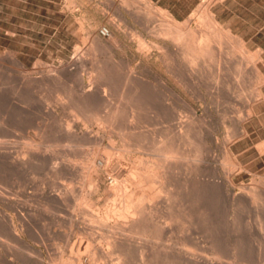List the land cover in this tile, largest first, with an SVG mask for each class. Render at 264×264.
Returning <instances> with one entry per match:
<instances>
[{
    "label": "bare ground",
    "instance_id": "6f19581e",
    "mask_svg": "<svg viewBox=\"0 0 264 264\" xmlns=\"http://www.w3.org/2000/svg\"><path fill=\"white\" fill-rule=\"evenodd\" d=\"M121 2L124 8L135 4V0ZM146 8L148 6L145 4L140 12V18L145 19V29L148 28L151 16ZM137 16L139 17L138 14ZM211 19L209 18L207 28L215 29V21ZM105 28L98 32V36L108 37L114 46L116 39H111L113 37ZM150 32L155 38L154 42L146 43L145 39H139L138 42L144 58L156 55L163 64L162 73L156 76L154 74L153 81L146 78L143 71H136L128 66L124 68L121 62L114 61L113 57L106 60L97 57L98 60L96 52L105 50L107 45L94 34L88 48H76L70 61L57 66L34 62L31 68H27L19 57L9 53L8 67L4 61L6 54L0 56V68L13 71L12 76L18 84L17 90L7 98V106L10 110L17 109L20 120L24 122L27 119L26 114L35 109V104L24 96L33 85L44 86L51 99L62 108H70L72 111L69 112L75 117L72 120L70 115L71 122H63L56 110L52 109L53 105L52 108L50 105H38L45 118L42 124H35L36 132L32 129L35 132L32 136L29 135L28 139L24 136L28 140L27 148L24 145V150H16L13 145L9 146L7 142L0 141L1 186L8 184V174L23 175L26 181L24 188L32 187L34 190V193L29 191L34 197L32 202L41 205L40 199H43L44 210H48L46 213L57 212L59 217L61 216L60 221L64 219L71 226L82 219L81 230L86 238L85 241L79 242L73 251L70 250L75 254L74 258L71 256L73 260H68L70 256L64 258L66 254L63 250H55L54 255L49 253L52 255L49 262L52 264H231L230 260L243 264L248 249L251 250L248 246V240L251 239L249 231L259 235L261 227H264V182L253 179L251 185L236 183V176L244 171V167L233 159L232 150L235 141L246 136V123L257 115V106L264 100V73L259 50L254 54L243 53L245 45L240 41L241 44L238 43V38L235 40L238 44L237 55L232 53L233 41L230 38L216 36L215 31L211 29L181 27L171 20L164 21L160 27ZM222 47L228 49L227 54L232 60L221 61L235 65L233 71H228L231 68L229 66L226 71L227 78L223 75L225 71L219 70L218 67L213 68L214 70L205 69L206 65H209V68L210 65L218 66V58L225 57L216 54V50ZM87 54L92 56V61L86 81L81 72L85 65L84 56ZM246 63H250L249 69ZM230 77L235 82L232 92L238 96L246 89L247 85L244 83L249 82L248 94L242 96L244 99H240L244 100L246 111L238 114L239 111L233 108L237 112L231 121L233 128L223 138V158L220 165H217L213 146L217 139L208 125L207 129L199 123V111L207 112L211 103L207 102L202 94L205 91L204 94L207 93L213 98H218L220 93H229L230 86H219L218 83L228 81ZM202 86L206 89L204 92L200 90ZM182 91L190 98L184 99L181 96ZM113 98L116 101H113ZM46 100L50 98L47 97ZM3 104L2 102L1 105ZM209 114H206L208 120L211 116ZM78 121L83 125L79 132L73 129ZM205 122L202 121L203 124ZM93 124H96L99 130L107 128L103 131L108 139L105 147L101 143L104 138L102 133L100 134L99 130L92 132L90 129ZM202 128L206 130V139L205 130ZM113 137L120 140L118 147ZM62 141L67 142L64 145L66 148L64 151L62 149V157L57 160L54 154L56 151L51 152L50 148L53 142ZM259 147L257 148L262 152L263 147ZM133 151L146 157H136L131 154ZM37 171H45L49 178L52 177L50 190H45L39 181L36 182L33 175L38 176ZM80 174L87 177L92 190L86 196L81 193L77 198L78 202L74 189L59 181H72ZM55 180L62 187L56 186ZM105 182L107 184L102 188L104 203L99 207L101 203L93 200L92 195ZM3 188H0V246L1 250L5 247L3 249L7 253L9 246L5 244L8 243V238L17 243L21 239L20 235L23 236L21 232L28 233V230L38 224L35 209L33 211L30 204L19 206L15 201L10 202L6 196L8 190ZM80 201L87 208L82 207ZM246 212V216L252 214L256 222L257 227L252 228L253 230L247 228L249 224L244 219L246 216H243ZM39 215L42 217L41 213ZM53 225L55 226V223ZM43 232L41 233L46 234L48 231ZM94 233L98 235L97 245L93 244ZM254 238L259 237L253 236L252 239ZM262 242L257 244H263ZM253 243L255 245L256 241L253 240ZM257 244L256 251L259 249ZM261 244L260 247L264 248ZM25 246L27 248L26 244ZM12 247L14 248L13 245ZM60 248L62 249L61 246ZM60 248L58 246L55 249ZM255 249L253 246L254 255ZM31 251L37 255L35 252L39 250L35 251L34 248V251ZM9 254L11 255V250ZM4 258L0 254V260ZM33 264L41 262L36 260Z\"/></svg>",
    "mask_w": 264,
    "mask_h": 264
},
{
    "label": "rangeland",
    "instance_id": "374dc122",
    "mask_svg": "<svg viewBox=\"0 0 264 264\" xmlns=\"http://www.w3.org/2000/svg\"><path fill=\"white\" fill-rule=\"evenodd\" d=\"M121 1L122 0H0V56H5L6 54V58L4 59V61L6 63L5 65L8 67L10 66L8 62L9 60L7 58V55L9 53H14L17 57H19L25 63L27 68H31L34 62H40L45 65L53 64L54 66H57L63 62L70 61L72 57L74 56V53H75L74 51L76 48L80 47V49L82 50L88 48L89 44L91 43L93 34L94 36H98L99 35L98 32L106 27L105 29H107L109 33L111 34V37H113L111 39H114V40L116 39L115 45L113 46L110 43V40L108 37L98 36L100 40L102 39L101 40L102 43L103 42L104 44L106 43L107 46L105 50L96 52V58L98 57L100 60H106L109 57L111 58L113 57V60L119 63L121 62L120 64H122L124 68L128 66V68H134L136 71H143L142 73L146 76V78L153 81V78H155L156 75H160L162 73L163 64L161 63V61L158 59L156 55H153L151 58H144L141 53V50H139L138 40L139 39L142 41L146 40L145 41L146 43H151V41L154 42L155 38L153 34L150 32V30H155L158 27H160V24L163 23L164 21L171 20L177 23L178 25H180L181 27H185V26L190 27V28H195V27L200 28L201 27V29H204V30L211 29L215 31L214 33L217 34L216 36L220 37L221 35V38L222 37L230 38L233 41L231 44L233 46L232 53L237 54L238 49L236 45L238 44H236L235 40L239 38L238 43L241 42L243 46L245 45L243 53L254 54L256 53L257 50H259L261 54V62H262L261 68L263 69L262 71L264 73V10H263L264 0H238L240 4H237L236 9L232 8V6L229 5L230 8H225L217 16H214V11L212 9V5L214 4L216 0H209V1L207 0L206 2H204L206 4L201 2L203 0H187L188 3H187L186 15H180V16L177 15L178 12L175 9L171 8L173 4V0H159V1L158 0H135L134 2L135 4L127 8L126 7L124 8V6L121 4L122 3ZM145 4L148 6V8H146L145 10L148 11V13L151 15L149 17L150 20L148 18L149 20L148 28L149 29L146 28L147 30L143 26V22L145 21V19L140 18L141 17L140 12L144 9ZM137 14L139 15V17L137 16ZM209 18L210 19L213 18V20L215 21L216 23V24L214 23L215 29L211 27L207 28ZM213 20L211 19V21ZM219 29H221V31ZM216 51H215L216 54H221L222 56L225 55V57L218 58L219 59L218 66L216 65L215 67V66L210 65V68H209L208 67L209 65H206V68L205 67L204 68L209 69V70H214L215 68L218 67L219 70L225 71L223 75H224V78H227L228 75L226 74L227 73L226 71L230 67L231 68L228 71H233L235 65L232 66L233 64L232 65L224 64L223 61H221V59L224 61L226 59L227 61V60H232V57L227 54V51H228L227 48L222 47V49L220 50L217 49ZM152 53L154 54V52ZM112 54H114L115 56ZM84 58H85L86 66L84 65L83 71L81 73L87 81V75H88L87 72H89V68L91 66L92 56L90 54L89 55L87 54L84 56ZM248 65L251 66L250 63H246V66ZM144 66L146 67V69ZM249 66L247 67V69H249ZM0 69H1L0 70V78H1L0 85H2L0 86V100H2L0 103V112H1L0 113V139H1L0 141L7 142L9 146L13 145L14 146L13 148L15 149L17 148L16 150L21 151L23 148L25 149V146L27 148L28 146L27 137L29 135L32 136L36 132L35 124L36 123L42 124V122L44 121L43 119L45 118V115L41 111H39L38 105L39 106H47V105L49 106L50 105L49 107L53 105L52 106L53 108L52 107L51 108L54 111L56 110L55 111L56 114L59 116V118L63 122H69L71 120L69 117L70 115H71V118H73L72 117L73 113L69 112L72 110L70 108H62V106H60V104H58L54 99H51L48 91H45L46 88L44 89V86L41 87V85H37L38 86L37 87L36 85H33L29 88V90H27L26 93H24V96H25V99L27 100L30 99L31 103L35 104L34 106L37 111L33 109L32 110L33 112L31 111L28 114H26L27 119L24 122L20 120V117L18 118V113L16 112L17 109L16 110L11 109L12 110V113H11L10 108L7 106V98L11 95L12 92H15L17 90L16 88H18V84L16 80L14 79V77L12 76V74L14 73L13 71L9 70V68L8 69L0 68ZM229 82L231 83V85H229ZM234 83L235 82L234 80L232 81V78L228 79V81L226 80L220 81L218 83L219 86H224V84H227L228 86H230L229 87L230 94L220 93V96L218 98H213L212 96L210 97L208 96L207 93H206L207 95L204 94L206 92V91L204 92V90H206L204 89L205 88L204 86L200 88L201 92H204L202 94L206 98V101L209 103L211 102V103L209 104V108L207 112L199 111V113L201 112V114H199V123H201L202 127L204 125L205 128L207 129L209 126V130L210 131L212 130L211 131L212 134H214V136L217 139L213 144L214 152L216 154V164L217 165H220L219 163H221L222 158H223V153H222L223 151L221 147L223 138L233 128V124L231 122L232 119H234L238 111H239L238 114H241V112L244 113L246 111L244 100H240V99H244L242 98V96L244 97L248 94L247 86L249 82L246 84L244 83L245 86L247 85L245 87L246 91L244 90L245 92L243 91V94L241 96H238L232 92ZM86 84H85V88H86ZM170 85L173 86V83L170 82ZM176 90L179 91L178 89ZM183 93H181V96L184 99L190 98L189 95H187V93L186 94L185 92ZM226 95H229V96H226ZM224 96H226V99ZM47 97L50 98V100H46ZM113 101H116V99L113 98ZM2 102L4 103L3 106L1 105ZM233 108L236 111L237 110L238 111L236 112ZM223 110L225 112H223ZM13 112H16V113H13ZM37 112H39V114ZM205 113L207 115L208 114L211 115L210 116L211 121L208 120L209 118ZM221 114H223V116ZM226 116L227 117L230 116V117L227 118ZM224 117H225V121H223ZM74 119L75 117L72 120ZM40 120H41V123L39 122ZM202 121L203 122L206 121V122L203 124ZM207 122L209 123L207 124ZM74 126L75 127L73 129H75V131H78V132L83 128L81 127L83 125L79 121L75 122ZM246 126H247L246 136L242 139L235 141V143L232 146V150L234 153L233 159L235 158L234 160L244 167V171L241 174H238L236 176V179H235L236 183L243 182L245 185H251L252 183L250 182H253V179L254 180L256 179V181H259V182H264V150L262 152L259 151V148H260L259 145H261L264 149V100L257 106V115L251 118L246 123ZM205 128H202V129L205 130ZM90 129L92 130V132H94L95 130L97 131L99 130L96 124H93V126L91 125ZM104 130H107V128L103 127V129L99 130L98 132L100 134L102 133V135L104 136L103 134ZM205 134H207L206 130L204 131V138L206 139L207 135ZM24 136L27 139L24 138ZM113 138L115 139L116 146L118 147L120 145V143H118L120 142V140L117 137H113ZM18 140H20L19 143H18ZM9 141L12 143L10 144ZM23 141L24 142L26 141L25 144ZM107 142H108V139L104 136V138L101 141L102 146L105 147L107 145ZM65 143L67 144L66 141L52 143V146H51L52 148L50 149L52 150L51 152L56 151L54 152V154L56 155L57 160H59V158L62 157L63 151L66 148L64 147ZM54 144L55 145L60 144V145L55 146ZM131 154L134 156L136 155V157L138 155L141 157H144V156L146 157V155L139 153V152L137 153V151H133ZM37 173H38V176L35 174L33 175L36 182L37 183L40 182V184L44 186L45 190L47 191L50 190L52 188L51 186L52 185L51 183L53 181L52 177L50 176L49 178V175L45 173V171H40V172L37 171L36 174ZM81 173L83 172L81 171ZM15 178H18V179L16 180ZM10 179L12 181H10ZM66 180L61 179L59 182L66 184L70 186L72 189H74L76 199L81 195L86 196L92 190L89 184V180L87 179V177L83 176L82 174H80L77 178H75L72 181L68 179ZM7 181L6 183L8 184H5V185L2 184V186L0 183V188H3L5 186L7 187V185H9L7 188L5 187L6 189L3 188L5 190H8L11 193L10 194L8 191H6V196L9 199V201L10 202L15 201L14 203L18 204L19 206H22L24 204L25 205L30 204L31 209H33V211L35 209L37 213V224L38 225L34 226L33 228L34 230L37 229L36 231H34L33 229L32 230L30 229L27 231L28 233H26L25 231L21 232L23 236L20 235L21 239H19L18 242H22L24 246L22 245V243L19 244L16 240V242L19 244L18 246L17 243H14L15 242L14 239L10 238L11 240H9L8 238L7 240L8 243L6 241L7 244H5V246L7 247L9 246L7 250H9V252L11 250V255L9 254L8 251L7 253H6V250L4 251L3 248L5 247L2 248L3 250L2 251L1 250L2 246H0V254H2L5 257L4 259L0 260L1 261L0 263L1 264H6V263L8 264L10 263L11 264H15V263L16 264H27V263L33 264V262L35 263L36 260H39L41 264H52L51 262H49V257L51 255V254L49 255V253H53L52 255H54V253H56L55 250H63L64 254H66L64 258L67 259V257L70 256L68 260L72 261L73 259H71V256H73L72 258H74L75 256V254L71 253V251H73L72 249H74L75 246L79 242L85 241V238H86V235L82 233V230H81L82 219H80L77 224L71 226L64 219L60 221L61 216L59 217L57 212H53L50 210L54 214V217L51 212L46 213V211L48 210H44V206L42 205L44 202L43 199L42 200L40 199V204L42 205L43 208L41 207V205L39 204L37 205V203L34 204V202H32L33 200L31 199H34V197L29 193V191L31 193H34V190H32L33 189L32 187L24 188V182L26 181L23 175L8 174ZM16 182H19V183L16 184ZM46 182L48 183L46 184ZM54 182L56 186L62 187L56 180ZM106 184L107 182H105L102 185V187L95 194L92 195L93 200L96 199L95 201H97L98 204L101 203L100 205H98L99 207L104 203V199L102 197V188ZM77 201L79 202L78 199ZM32 203L35 206L31 205ZM80 203L82 207L87 208L84 204H82V201H80ZM39 207L43 209L42 212H40L41 209ZM7 211L11 212L9 210ZM38 213L39 214L41 213L42 217H40ZM233 214H235V212ZM247 214L248 213L246 212V214H244L243 216L245 217ZM236 215L238 214L236 213ZM56 217L58 218L56 219ZM247 217L249 218V220ZM244 219L249 224V226L247 227L248 229L253 230L254 227H257L252 214H249ZM56 220H58L59 222ZM252 221H254L255 223ZM54 223H55V226L53 225ZM60 224L61 225L63 224V225L61 226ZM263 225H264V216H263ZM42 226H44L46 229L45 230L42 229L43 228ZM56 227H60V229ZM263 228L264 227L262 226L259 232V235H256L254 231H249L250 234H252V235L249 234L250 236L249 239L250 238L251 239L250 241L248 240V246L251 247L250 248L251 250L248 249L249 252L247 254V257L243 261V264H246V263L247 264H264L263 262L264 261V250H263L264 248L260 247L261 243L257 244V242L263 241L262 242L263 244L261 245L264 246V238H263L264 229ZM42 230H44V232H46V230L48 231L46 232L47 236ZM41 232H43L44 234H42ZM96 235H97L96 233H94L93 235L94 236L93 244L95 245H97V241H99L98 235L97 236ZM251 236L259 237V238L252 239ZM253 240L254 242L256 241L257 248L259 247L257 251L255 249L256 244L254 245ZM42 241H44L45 243ZM11 242L14 248L12 247ZM54 242L57 244L55 245ZM25 244L27 245V248L29 249L26 248ZM53 245L55 246L53 247ZM58 246L59 248L61 246L62 249L61 248L55 249ZM253 246L255 249L254 252L256 251L255 255L253 254V250H252ZM34 248H35V251L39 250L38 252H40L41 254L38 252H35L37 253L38 256L33 254L31 250L33 249L34 251ZM19 249H22V250H19ZM258 251H259V255L261 258H259ZM30 253H32V255H30ZM39 256L42 257L41 260L39 259L40 258ZM20 259H22L23 261ZM84 261H85V258H84ZM230 262L231 264H236L234 260H230Z\"/></svg>",
    "mask_w": 264,
    "mask_h": 264
},
{
    "label": "crops",
    "instance_id": "0c3cea01",
    "mask_svg": "<svg viewBox=\"0 0 264 264\" xmlns=\"http://www.w3.org/2000/svg\"><path fill=\"white\" fill-rule=\"evenodd\" d=\"M187 3H188L187 0H173V4L171 8L175 9L178 12L177 15L179 16L186 15ZM237 4H240L238 0H216L212 5L214 16H217L225 8H230L229 5L232 6V8L236 9ZM263 10H264V6H263Z\"/></svg>",
    "mask_w": 264,
    "mask_h": 264
},
{
    "label": "built area",
    "instance_id": "2783aa9c",
    "mask_svg": "<svg viewBox=\"0 0 264 264\" xmlns=\"http://www.w3.org/2000/svg\"><path fill=\"white\" fill-rule=\"evenodd\" d=\"M102 33H104V32L102 31Z\"/></svg>",
    "mask_w": 264,
    "mask_h": 264
}]
</instances>
